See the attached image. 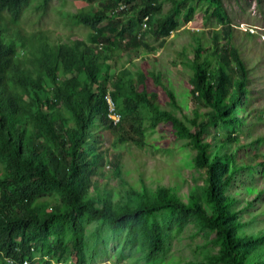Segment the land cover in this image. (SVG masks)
<instances>
[{"label":"rangeland","instance_id":"374dc122","mask_svg":"<svg viewBox=\"0 0 264 264\" xmlns=\"http://www.w3.org/2000/svg\"><path fill=\"white\" fill-rule=\"evenodd\" d=\"M111 1L113 0H97V3H90L89 0H49L45 8L39 11L35 8L41 0H33L24 5L18 21L9 20L5 28H17L21 35L25 36L41 33L45 37V44L52 50L56 49L58 43H69L70 40L85 41L92 47L88 59L98 52L103 55L99 62L102 87L109 91L111 85L117 81L122 90L126 81L132 80L137 83L138 92H155L159 105L183 120L188 129L192 128L189 119L194 118L195 110H207L203 106V99L194 97L198 95H194L196 87L192 84L193 72L188 66L194 60L195 48L199 44L194 37L196 34L203 36L202 56L218 51L219 47L222 54L217 53L216 60L213 61L219 70H223V59L227 67L225 70L229 71V74L234 66L229 64L228 60L232 55H228V50L232 48L231 44L237 46L249 69L246 82L247 88L251 90V97L243 96L241 99V107H248L247 110L232 112L230 115L237 114L250 119V122L245 126L226 121L211 125L202 139L207 147L203 157L212 163L218 172L221 193L227 203V226L233 227L236 238L246 243L240 248V263H264V0H221V9L210 3V0H193L184 8H172L169 2L162 0L161 17L168 16V19L176 21L179 25L166 39L156 38L158 25L155 18L142 23L139 29L138 16L133 15L129 7L123 12L122 8L115 6L118 10L108 14V20L100 24L97 32L108 29L112 32L114 28L118 31L120 27L125 31L130 24L137 25V38L144 39L149 51L155 50H146L138 59L125 51L124 46L128 39L123 42L114 39L105 44H92L91 37L97 32L90 31L74 18L82 9H90L92 5L97 8L99 4ZM192 12V18L186 21ZM114 18L119 22V27L109 26ZM230 26L234 31L229 38L225 31ZM6 34L5 29L4 39ZM14 41L17 42L16 39ZM28 49V46L20 48L18 54L22 56ZM73 73L76 75L77 71ZM139 74L145 77L142 79ZM152 74L154 78L159 79L162 86L156 83ZM233 78H239L237 81H241L245 88L243 75H233ZM237 81H234V84ZM164 87L174 94L178 106L171 103L163 92ZM224 88L225 93L221 94L220 98H225L224 104L228 106L235 87L229 84ZM250 106L262 118L250 116ZM35 111L39 114L37 109ZM53 111H49V117ZM115 111L122 116L120 124L109 128L106 120L99 117V122H103L102 128L98 132H92L90 136L91 139L96 137L94 150L105 153L106 162L100 173L91 177V180L97 181L99 185L93 183L86 191L85 197L94 200L96 207V198L107 195L104 190L122 187L131 190L126 194L128 195L137 188L140 194L132 203L135 206L141 202L139 199L150 202L156 198L157 193L167 188L179 204L193 205L202 213L211 216L213 208L207 196V168L199 163L200 152L192 143V139L180 137L172 122L165 121L152 126V120L142 119L138 111L133 113L138 115L134 124H131L126 119L122 100L116 102ZM131 128L139 130L133 131ZM97 153L95 152L94 156ZM0 164L6 166L8 163L0 158ZM1 165L2 177L6 170L2 169ZM46 198L54 202L52 205L56 206L55 208H66L64 197L56 191L49 189ZM43 204L48 205V208L50 206L48 202ZM152 220L150 216L145 215L139 221L130 223L133 229L130 230L128 225H125L120 231L113 230L110 221L105 219H92L89 223L83 220L87 239L92 242L101 239L96 243L98 251L87 250L85 263L156 264L160 259L162 264H217L215 260L220 253L221 241L218 233L208 228L201 216L184 214L173 208L162 209L156 213L155 220L163 239L157 256H151V243L146 239L152 231ZM100 226L102 229L98 228ZM53 229V233H50L44 242L37 240L34 234V240L30 241L32 235L29 236L31 249L35 252L33 260H37L35 264H41V260L43 262L45 259L43 256L50 254L52 249H55L56 253L54 259L47 256L52 264L57 260L60 262L56 264H82L76 252L70 249L71 243H62V238H69L68 229L63 226ZM65 244L69 247H65ZM0 264H3L2 259Z\"/></svg>","mask_w":264,"mask_h":264},{"label":"trees","instance_id":"16d2710c","mask_svg":"<svg viewBox=\"0 0 264 264\" xmlns=\"http://www.w3.org/2000/svg\"><path fill=\"white\" fill-rule=\"evenodd\" d=\"M31 1L33 0H0V19L4 14H9L14 21H17L23 6ZM48 1L43 0L35 9L43 10ZM137 1H111L100 4L97 9H82L74 18L77 23L79 21V24L85 25L90 31L97 32L100 24L108 20V12H113L115 6L122 3L129 7L133 15L139 17H137L139 29L144 20L155 18L158 25L155 32L157 39L169 38L177 30L179 25L176 21L168 19V16L161 17L162 0H139L136 6ZM164 1L169 2L172 8H184L193 0ZM220 1L209 2L221 9ZM89 2L97 3V0H89ZM192 16L193 12L187 16L186 21ZM109 26L119 27L120 24L114 18ZM136 29L137 25L130 24L125 31L120 27L118 31L114 28L112 32L110 29L97 32L91 37V43L98 45L112 42L114 39L119 42L128 39L124 49L135 59L141 57L146 50L155 52L154 49L149 51L144 39L137 38ZM233 31V27L230 26L225 32L230 38ZM1 32L0 25V158L8 163L6 166L0 164L1 168L6 170L5 175L0 176V250H3L5 255H10L19 262L32 259L30 264H33L35 252L31 250L30 241L34 240L32 234L36 235L37 240L44 242L49 238L50 233H53L54 227L63 226L64 229H68L69 238L67 240L62 238V243H71L70 249L76 252L79 261L87 264L85 263L87 250L98 251L96 243L101 239L100 236H95L99 239L95 242L87 239L85 221L89 223L92 219H105L110 221L115 231H120L125 225L131 230L133 229L131 222L139 221L148 215L153 219V227L146 239L151 243L149 248L151 256H157L163 239L155 220L156 213L162 209L173 208L177 212L201 216L206 226L218 233L221 249L215 260L217 264H241L240 248L246 243L236 238L233 227L227 226L229 215L226 211L227 203L219 186L218 172L215 171L213 164L203 157L206 155L207 147L202 142L206 130L213 124L226 121L245 126L250 122V119L247 120L237 114L230 115L232 112L247 110L248 107H241V99L243 96L251 97V90L247 88L246 82L249 78V69L237 46L231 44L232 48L228 50V55H232L228 60L229 64L234 66L229 74L227 73L229 71L225 70L227 67L223 59V70H219L218 65L213 61L216 60L217 53L222 54L219 47L218 51H214L211 47L214 52L202 56L203 36L196 34L194 37L199 44L195 48V58L188 66L193 72L192 84L196 87L194 95H198L194 97L198 99L201 97L205 103L203 106L207 110H195L194 118L189 119L192 124L191 129H188L185 122L173 112L159 105L155 92L150 93L145 90L138 92L137 83L132 80L126 81L122 90L117 81L111 85L115 103L122 100L126 119L131 124H134L138 114L144 120H152V126L165 121L172 122L180 137L192 139V143L200 152L199 163L207 168V196L213 208L212 215L208 216L193 205L179 204L167 188L157 193L156 198L150 202L138 198L141 202L133 206L132 203L140 194L137 192L139 189L134 188L131 194L126 195L131 190L115 187L110 191L104 190L107 195L96 198L98 206L95 207L94 200H88L85 193L93 183L99 185L97 181H92L91 177L97 176L104 168L106 154L94 150L96 137L93 139L90 137L94 129L92 126L98 117L104 118L109 128L114 126L107 119L108 106L104 99L107 89L100 83L99 62L103 58L102 53L98 52L88 59L92 47L83 40L58 43L56 49L52 50L45 44V37L41 33L32 34L28 38L21 37V40L30 47L32 58L29 61L33 68L20 79H13L12 76L5 77L4 72L5 67L10 63L9 58H14L15 47L11 45L7 48L2 45ZM76 71L77 74L74 75L73 72ZM139 75L142 79L145 77L143 74ZM233 75H243L245 88L241 81H237L239 78L234 80ZM152 77L162 86L159 79L154 78L153 74ZM234 81H237L236 84ZM44 84L53 86L54 100L64 105L55 108L50 117L47 113L48 109L54 108L57 104L50 103L47 95L49 87L44 88ZM229 84L235 87V91L227 106L224 104L225 98L221 97V99L220 95L225 93L224 86ZM38 91H42L39 97L36 95ZM163 92L171 103L178 106L172 92L165 87ZM21 100L24 103H21ZM35 106L40 109L39 114L33 108ZM137 111L138 114L133 115ZM248 114L253 117L259 116L251 106ZM228 115L230 116L227 117ZM131 129L139 130V128ZM95 152L98 153L94 156ZM49 189L64 197L66 203L64 210L55 208L56 206L52 205L54 202L46 198ZM132 193H135V196ZM44 202L49 203V208L48 205L43 204ZM98 228L102 229L101 226ZM69 246L65 244V247ZM47 256L54 259L55 249H52ZM47 256H43L45 257L43 262L40 259L41 264L51 263V259ZM57 262L60 261L53 263ZM4 263L6 262L3 261ZM156 264H162L160 259Z\"/></svg>","mask_w":264,"mask_h":264},{"label":"clouds","instance_id":"9594fccd","mask_svg":"<svg viewBox=\"0 0 264 264\" xmlns=\"http://www.w3.org/2000/svg\"><path fill=\"white\" fill-rule=\"evenodd\" d=\"M43 0H41V2H42ZM114 2L116 1V0H113ZM30 3V2H29ZM28 3V4H29ZM39 4V3H38ZM27 5V4H26ZM100 5V4H99ZM98 5V6H99ZM116 6H118L119 8L118 9H120V8H122V11L124 10H126L127 11V7L128 6H126L125 4H122V3H119L118 5H116ZM122 6H124V7H122ZM24 7V6H23ZM91 8L92 9H97L96 7H95V5L93 6H91ZM90 8V9H91ZM118 9H115L113 12H115L116 10H118ZM87 10H89V9H87ZM123 11V12H124ZM110 13V11L108 12V14ZM20 14L21 13H19V17H20ZM122 14V13H121ZM5 15L6 14H4L3 16H2V18L0 19V25L2 26V32H1V41H2V45L3 46H5V47H7V48H10L11 47V45H14V47H15V55H14V58H9L10 59V63L5 67V72H4V76L5 77H9V76H12L13 77V79H20L29 69H31V68H33L32 67V63H31V61H29V59H31L32 58V54H30V47L25 43V42H23L22 40H21V37H24V38H28L29 36H31L32 34H30V35H21V31L19 30V29H17V28H15V29H13V30H9L8 28H5L6 27V25H7V23H8V21L9 20H11V21H14L12 18H11V16L8 14V18L7 17H5ZM19 19V18H18ZM61 19V18H60ZM18 21V20H17ZM17 21H14V22H17ZM104 22H106V21H104ZM103 22V23H104ZM147 21L146 20H144V22L143 23H146ZM82 25V24H81ZM102 25V24H101ZM5 29H6V31H7V34L5 35V39H4V37H3V34L5 33ZM35 34V33H34ZM17 40V42L16 41H14V40ZM73 41V40H72ZM28 46V50H27V52L25 53V51H23V53H25V54H23L22 56H20L19 54H18V50H20V48H23V47H25V46ZM49 46V45H48ZM56 47H57V45H56ZM44 86V88H48L49 87V89H48V92H47V95H48V98H49V100H50V103H53V104H57L54 108H49L48 109V114H50V110H54L55 108H57L58 106H60V107H63L64 105H63V103H59V102H56L55 100H54V96H53V94H52V91H53V86L52 85H49V84H44L43 85ZM24 93H27V92H24ZM42 94V91H38V92H36V95L39 97L40 95ZM110 96V98H111V100H112V102H113V104H114V110L113 111H111L110 110V105H109V103H108V101H107V99H106V97L107 96ZM104 99H105V101H106V103H107V106H108V112H107V119L109 120V121H111L112 122V124L113 125H115V126H117V124H120V122L122 121V116L120 115V114H118V113H116V111H115V105H116V103H115V101H114V99H113V96H112V91H111V87H110V89H109V91L107 90V92H106V94L104 95ZM25 100V99H24ZM21 101H23V100H21ZM24 102V101H23ZM22 103V102H21ZM49 103V104H50ZM34 109H37V110H40L37 106H35V107H33ZM41 112V111H40ZM112 116H118V119L117 120H114L113 118H112ZM99 118V117H98ZM98 118L96 119V120H94V124H93V132H98L101 128H102V124H103V122H99V120H98ZM32 251H33V249H31ZM0 259H2L4 262H6L7 264H30L31 262V260H28V259H24L22 262H19V261H16L15 259H13V258H11V256L10 255H5V253L4 252H0ZM37 262V260H33V264H35Z\"/></svg>","mask_w":264,"mask_h":264},{"label":"built area","instance_id":"2783aa9c","mask_svg":"<svg viewBox=\"0 0 264 264\" xmlns=\"http://www.w3.org/2000/svg\"><path fill=\"white\" fill-rule=\"evenodd\" d=\"M106 99H107V101H108V103H109V105H110V110L113 111V110H114V104H113V102H112L110 96L108 95V96L106 97ZM112 118H113L114 120H117V119H118V116H112Z\"/></svg>","mask_w":264,"mask_h":264}]
</instances>
